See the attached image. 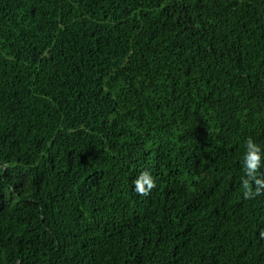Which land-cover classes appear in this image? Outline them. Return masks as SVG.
<instances>
[{
	"label": "trees",
	"instance_id": "1",
	"mask_svg": "<svg viewBox=\"0 0 264 264\" xmlns=\"http://www.w3.org/2000/svg\"><path fill=\"white\" fill-rule=\"evenodd\" d=\"M247 138L264 0H0V264H264Z\"/></svg>",
	"mask_w": 264,
	"mask_h": 264
},
{
	"label": "clouds",
	"instance_id": "2",
	"mask_svg": "<svg viewBox=\"0 0 264 264\" xmlns=\"http://www.w3.org/2000/svg\"><path fill=\"white\" fill-rule=\"evenodd\" d=\"M242 178L241 189L244 199H255L264 195V145L252 138H247L245 151L241 160ZM134 191L147 195L154 187V177L145 170L133 181Z\"/></svg>",
	"mask_w": 264,
	"mask_h": 264
}]
</instances>
